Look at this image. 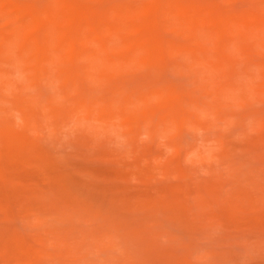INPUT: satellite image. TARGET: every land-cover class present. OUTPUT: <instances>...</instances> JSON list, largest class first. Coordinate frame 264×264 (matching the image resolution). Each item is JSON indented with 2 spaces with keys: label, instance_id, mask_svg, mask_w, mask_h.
<instances>
[{
  "label": "rangeland",
  "instance_id": "1",
  "mask_svg": "<svg viewBox=\"0 0 264 264\" xmlns=\"http://www.w3.org/2000/svg\"><path fill=\"white\" fill-rule=\"evenodd\" d=\"M0 264H264V0H0Z\"/></svg>",
  "mask_w": 264,
  "mask_h": 264
}]
</instances>
